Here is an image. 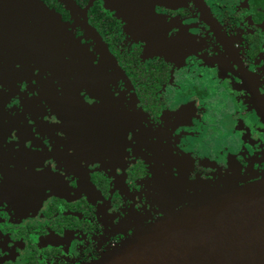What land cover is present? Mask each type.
Segmentation results:
<instances>
[{"label": "flooded vegetation", "instance_id": "obj_1", "mask_svg": "<svg viewBox=\"0 0 264 264\" xmlns=\"http://www.w3.org/2000/svg\"><path fill=\"white\" fill-rule=\"evenodd\" d=\"M40 1L66 30L22 33L35 59L2 109L0 264H96L163 216V190L264 177V0Z\"/></svg>", "mask_w": 264, "mask_h": 264}, {"label": "water", "instance_id": "obj_2", "mask_svg": "<svg viewBox=\"0 0 264 264\" xmlns=\"http://www.w3.org/2000/svg\"><path fill=\"white\" fill-rule=\"evenodd\" d=\"M60 1L68 10L78 8L73 0ZM138 3L105 0L109 9L121 14L136 12ZM149 3L144 4L145 11ZM50 25L66 30L58 14L40 0H0V149L2 109L14 94V81L33 70L24 60L35 59V38L30 49L22 42V33ZM50 48L42 54L53 66L57 49ZM232 180L219 189L202 182L201 193H183L179 184L170 188L162 196L169 198L168 211L96 264H264V177L241 186Z\"/></svg>", "mask_w": 264, "mask_h": 264}, {"label": "rangeland", "instance_id": "obj_3", "mask_svg": "<svg viewBox=\"0 0 264 264\" xmlns=\"http://www.w3.org/2000/svg\"><path fill=\"white\" fill-rule=\"evenodd\" d=\"M112 11H114V10H112ZM116 12V11H115ZM117 13V12H116ZM131 13V12H130ZM118 15H121V13H117ZM126 14H129V13H126ZM126 16H130L131 17V15H126ZM136 16V15H135ZM132 18H134V17H132ZM9 88V86L7 85L6 87H4V90L6 91L7 89ZM10 90V89H9ZM164 182H169L168 180H161V179H159V180H157V185L161 188V191L163 190V183ZM212 188H214V189H219L220 187L219 186H213ZM171 189H169V190H163V193H168L169 191H170ZM163 193H161V194H163ZM169 200V199H168ZM168 200H166L167 202H168ZM171 201V200H170ZM169 201V202H170ZM158 211H156V210H154L153 212H154V214L155 213H158V214H165L168 210H167V207H160L159 209H157ZM145 221V220H144ZM145 227H147L146 225H145V222H143V223H139V224H136V225H133V224H131L130 226H129V229H128V234H127V236H128V238H130L131 236H133L134 234H136L139 230H141V229H143V228H145ZM127 238V239H128ZM126 239V240H127ZM126 240H123L122 242H120L119 244H117L114 248H116V247H118L120 244H122L124 241H126ZM108 254V253H107ZM106 256V254L105 255H103L102 256V258L103 257H105ZM101 258V259H102ZM101 259H99V261L101 260Z\"/></svg>", "mask_w": 264, "mask_h": 264}]
</instances>
